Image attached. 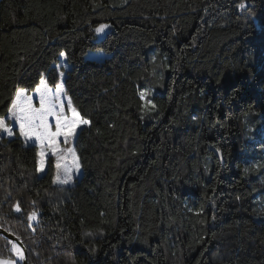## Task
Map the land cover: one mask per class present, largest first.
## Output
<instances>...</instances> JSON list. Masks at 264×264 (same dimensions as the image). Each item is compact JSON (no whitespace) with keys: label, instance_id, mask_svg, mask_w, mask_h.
Returning <instances> with one entry per match:
<instances>
[{"label":"trees","instance_id":"16d2710c","mask_svg":"<svg viewBox=\"0 0 264 264\" xmlns=\"http://www.w3.org/2000/svg\"><path fill=\"white\" fill-rule=\"evenodd\" d=\"M13 107L0 227L28 264H264V0H0ZM77 123L57 185L39 150Z\"/></svg>","mask_w":264,"mask_h":264},{"label":"rangeland","instance_id":"374dc122","mask_svg":"<svg viewBox=\"0 0 264 264\" xmlns=\"http://www.w3.org/2000/svg\"><path fill=\"white\" fill-rule=\"evenodd\" d=\"M106 33V29L101 30V36ZM10 124L6 119H0V136L13 137V129L17 127L16 109L11 108L9 111ZM83 124H72L62 130L59 134L52 137L48 145L40 147L39 150V175H43L48 167V158L53 157L55 160L56 174L55 184L71 186L76 180L80 179L83 170L77 155L75 144L76 138Z\"/></svg>","mask_w":264,"mask_h":264},{"label":"water","instance_id":"95a60500","mask_svg":"<svg viewBox=\"0 0 264 264\" xmlns=\"http://www.w3.org/2000/svg\"><path fill=\"white\" fill-rule=\"evenodd\" d=\"M0 234L6 238L7 240L11 241L14 245V248H16L15 254L17 257V260L19 261L20 264H28L27 263V256H26V249L23 243L16 237L10 235L6 231H4L0 227Z\"/></svg>","mask_w":264,"mask_h":264},{"label":"crops","instance_id":"0c3cea01","mask_svg":"<svg viewBox=\"0 0 264 264\" xmlns=\"http://www.w3.org/2000/svg\"><path fill=\"white\" fill-rule=\"evenodd\" d=\"M16 251V248H14V252ZM0 264H17L16 260L11 259H2L0 260Z\"/></svg>","mask_w":264,"mask_h":264}]
</instances>
